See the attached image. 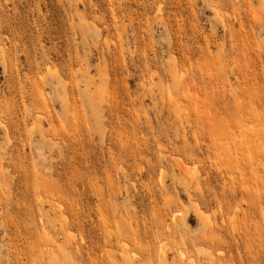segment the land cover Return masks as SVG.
Returning <instances> with one entry per match:
<instances>
[{
	"label": "rangeland",
	"instance_id": "374dc122",
	"mask_svg": "<svg viewBox=\"0 0 264 264\" xmlns=\"http://www.w3.org/2000/svg\"><path fill=\"white\" fill-rule=\"evenodd\" d=\"M0 264H264V0H0Z\"/></svg>",
	"mask_w": 264,
	"mask_h": 264
},
{
	"label": "bare ground",
	"instance_id": "6f19581e",
	"mask_svg": "<svg viewBox=\"0 0 264 264\" xmlns=\"http://www.w3.org/2000/svg\"><path fill=\"white\" fill-rule=\"evenodd\" d=\"M2 125L5 127V125H4V124H2ZM6 128H7V127H6ZM202 251H204V250H201V252H202ZM204 254H206V253H204Z\"/></svg>",
	"mask_w": 264,
	"mask_h": 264
}]
</instances>
